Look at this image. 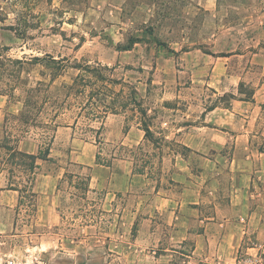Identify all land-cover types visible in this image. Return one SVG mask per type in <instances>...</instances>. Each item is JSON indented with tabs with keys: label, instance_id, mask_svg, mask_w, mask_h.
<instances>
[{
	"label": "rangeland",
	"instance_id": "rangeland-1",
	"mask_svg": "<svg viewBox=\"0 0 264 264\" xmlns=\"http://www.w3.org/2000/svg\"><path fill=\"white\" fill-rule=\"evenodd\" d=\"M263 4L264 0H0V94L22 105L18 114L5 115L0 141L20 151L34 147L35 153L38 144L52 136L53 152H59L54 163L39 162L44 197L39 205L42 189L34 186L35 212L26 206L25 197L18 203V192L0 193V264H264V245L261 255L249 256L245 250L246 243L264 244V229L247 231L246 245L235 258L218 262L209 257L213 247L197 246L193 234L170 245L161 226L173 215L167 216V206L177 213L181 203L189 225L229 218L216 212L217 201H227L223 187L229 182L226 173H216L218 151L207 147L201 158L183 144L207 110L230 102L229 92L221 95L206 82L197 84L195 70L185 67L180 53L244 51L253 35L260 37ZM98 63L110 68L104 73L136 87L155 137H165L160 149L158 142L153 145L144 139L143 130L136 129L140 114L136 118L126 110L104 115L93 98L76 104L63 87L82 74L90 89L92 72L82 67ZM240 90L246 97L252 89L243 84ZM205 125L203 131L210 132ZM205 138L209 144L217 142L211 134ZM220 152L227 163L229 148ZM150 153L154 155H146ZM96 154L108 164L99 168V177L123 168L133 173L135 163L148 160L154 168L143 174L133 191L112 200L104 198L102 187L85 199L56 191L66 169L91 175L85 166L96 164ZM2 163L0 188L5 189L8 165ZM46 174L48 178L42 176ZM52 175L58 176L47 197ZM159 198L165 200L160 204ZM155 204L159 210H153ZM156 224L163 237L158 242L147 239L148 228ZM190 227L204 232V226ZM207 233L219 235L213 228Z\"/></svg>",
	"mask_w": 264,
	"mask_h": 264
},
{
	"label": "crops",
	"instance_id": "crops-1",
	"mask_svg": "<svg viewBox=\"0 0 264 264\" xmlns=\"http://www.w3.org/2000/svg\"><path fill=\"white\" fill-rule=\"evenodd\" d=\"M259 23L260 37L253 35L251 37L253 43L248 45L244 51L233 49L225 52L215 50L204 52L197 49V52L192 53L193 59L190 55L191 51L180 53L185 59V67L195 70L197 84L206 82L221 95L226 92L234 95L227 105H216L207 110L201 117L202 123L195 125L196 130L183 139L184 146L201 158H203L202 152L207 147L218 151L216 160L219 163L216 165V173H226L229 176V182L226 187H223L228 191L227 201L218 200L216 212L225 216L229 215V218L224 216L225 218H220L212 223H204L203 220H200L189 225L186 222L188 220L187 211L181 203L177 213L175 210H169L171 208L167 206L165 213L167 216L170 213L173 215L171 220H165L161 226L164 227L165 240L170 245L172 242L182 243L187 239L188 234H193L197 246L213 247V252L209 254V257H214L218 262L235 258L239 248L241 249V246L246 244L245 250L250 254L249 256L261 255V252L258 251L264 245L262 241L245 244L243 240V235L247 231L256 228L264 229V216L262 217L264 214V4L259 14ZM203 74H206L204 79L202 78ZM240 82L251 87L250 98L237 91ZM21 106L20 102H11L0 94V138L4 132L5 115L18 114ZM203 123L209 127L210 132L203 131ZM135 126L136 129L141 130L136 123ZM205 134H211L217 138V142L209 144ZM223 148H229L230 157L227 159V163L220 158L222 155L220 151ZM50 150L51 156L58 158L59 152H57L58 154L53 152L55 150L53 145ZM35 151H37V147ZM31 153H34V147L31 149ZM89 165L91 166L90 186L94 189L105 188V199L112 200L115 195L133 191L134 185L142 182L145 178L143 174L132 173L131 170L127 171L124 168L106 178L99 177L101 170L99 168L102 165ZM42 176L48 178L49 175ZM57 176L52 175L51 179H48L47 197L52 193V186ZM219 184L222 185V182ZM35 186L42 189L39 195L40 205L42 197H44L42 193L44 192L43 179L40 178V173L37 175ZM7 191L15 190L2 188L0 193L4 195ZM52 197L54 196L52 195ZM161 200H165V198H159L157 201L161 204L163 202ZM196 203H198V198ZM156 209H160L157 204L153 205V210ZM257 215L259 216L258 221L253 223L252 217ZM55 221L56 217H53V222ZM159 225L156 224L148 228L147 239L158 242L163 238L158 233ZM196 225L204 226V232L199 229H191L190 226ZM208 228L219 231V235H209ZM161 256H163L162 253L155 259L157 260Z\"/></svg>",
	"mask_w": 264,
	"mask_h": 264
},
{
	"label": "trees",
	"instance_id": "trees-1",
	"mask_svg": "<svg viewBox=\"0 0 264 264\" xmlns=\"http://www.w3.org/2000/svg\"><path fill=\"white\" fill-rule=\"evenodd\" d=\"M37 58V57H35ZM52 62H56L55 59H51ZM1 64V61H0ZM65 66V65H64ZM82 70H86L88 72H92L93 81L90 83L88 89V85L86 83V79L82 74H78L72 78V82L70 84H64L63 87L68 89L69 94H73L74 100L76 104H80L84 98L86 101L89 99H94V103L97 106H103V113L106 115L107 113H125L126 110H129L134 113V116L137 118V114L141 115V118H138L136 124L138 128L143 130L144 139L151 142L153 145L158 142L156 148L160 149L165 141V137H155L154 131L152 129V120L151 117L147 115V111L142 103L137 99V90L134 85L128 84L123 81L122 78H116L113 74L104 73L103 70L109 71L110 68L107 65H101L98 63L97 65H85L82 67ZM89 82V79H88ZM101 84V87L98 83ZM96 86L93 87V86ZM99 85V86H97ZM103 86V87H102ZM117 86H120L116 89ZM243 86V83L240 82L238 86V92H241L240 88ZM124 87L127 88V91H124ZM35 90V88H33ZM32 89V90H33ZM32 90H30L32 92ZM252 95V90L246 96L250 98ZM224 96V95H223ZM120 97L123 100H118ZM229 97L233 98L234 95L229 93ZM105 102V103H101ZM84 106L81 107V109ZM213 108V107H212ZM93 114L94 117L100 118L101 113H90ZM78 115H81L79 111ZM23 122L25 124L28 123V118L24 119ZM61 125V124H56ZM28 131V130H26ZM53 138L52 136L48 137V141L44 143H39L37 146V151L35 153L20 151L13 145L7 144L5 142L0 141V156L2 164H6L7 167V185L6 189L15 190L18 192V203H23L22 198L25 197L27 199L26 206L30 208L33 212L36 211V202L38 194L34 189L38 170L40 167L39 162H52L54 163V159L51 156V142ZM141 150L142 147H139ZM151 157L154 155L153 153L146 154ZM95 163L101 165H108L107 163H102L99 161L98 154L95 155ZM149 170H147V165ZM81 167V165H80ZM85 168L87 170L91 169L90 165H86ZM133 173L137 174H145L147 172L152 173L151 169L154 168L150 161H145V163L141 165H136ZM23 174V176H22ZM90 173H79L73 172L66 169L62 175L58 178L56 183V191L57 192H70L73 195L85 199L88 197V194L91 192H96L95 189L90 186ZM2 188H0L1 190ZM95 206V204L93 205ZM92 206V207H93ZM93 215L96 212L95 207L92 208ZM103 211L100 210V213ZM92 214V213H91ZM61 216V215H60Z\"/></svg>",
	"mask_w": 264,
	"mask_h": 264
}]
</instances>
